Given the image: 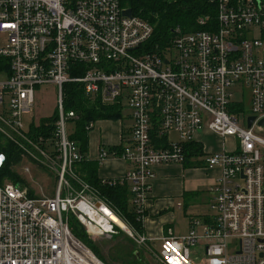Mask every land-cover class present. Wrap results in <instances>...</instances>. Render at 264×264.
I'll return each instance as SVG.
<instances>
[{"label":"built area","instance_id":"1","mask_svg":"<svg viewBox=\"0 0 264 264\" xmlns=\"http://www.w3.org/2000/svg\"><path fill=\"white\" fill-rule=\"evenodd\" d=\"M132 1L0 0V172L5 142L25 149L24 141L47 162L32 153L23 158L57 175L51 197L0 184V264H106L73 234L72 218L94 239L124 233L146 252L153 248L77 173L85 157L72 138L79 115L66 109L67 84L130 111L123 149L99 154L101 162L112 154L130 168L101 183L128 184L140 215L155 168L186 164L187 144H199L205 167L221 171L209 189V213L193 219L186 235L168 230L156 263L264 264V0H211L215 16L198 20L206 29L173 28L163 46L152 43L155 27ZM50 84L58 89V114L41 147L23 131V117L36 88ZM247 102L243 127L238 115ZM203 133L219 137L223 148L207 153Z\"/></svg>","mask_w":264,"mask_h":264},{"label":"trees","instance_id":"2","mask_svg":"<svg viewBox=\"0 0 264 264\" xmlns=\"http://www.w3.org/2000/svg\"><path fill=\"white\" fill-rule=\"evenodd\" d=\"M132 5L138 15L145 17V19L149 20L154 25L155 32L151 41L152 43H157L159 46L167 44L173 28L180 27L184 32L206 29V26H199L198 20L201 17L209 15L215 16L216 9L215 3L211 0H135L132 1ZM65 94L66 109L74 110L79 115V119L74 120L76 131L72 138L82 145L81 151L85 157V153L88 151L89 132L91 131L87 130V124L98 120H118L121 117V107L118 105H103L98 98L86 95L83 91V87L79 84H67ZM57 114L58 113H56L54 118L43 121L39 126L35 127L31 134L37 138L42 136L46 138L51 137L55 129ZM11 146L12 145H9L1 149L9 158L0 172V179H10L17 182L11 174L10 169L12 164L21 160V155L18 150H14ZM122 149L123 146L119 145L114 147L111 151H117L119 153ZM186 152L188 157L187 162H190V158L192 157L198 159L201 155V148L197 143H190L186 145ZM98 168L99 165L96 161H88L85 158L78 165L76 171L109 202L127 224L137 231H142L143 216L136 212L134 206L129 203L128 184H118L115 186L110 184L103 185L101 183L102 179L98 177ZM30 196L34 197L31 195V192ZM70 227L78 239H80L79 237H87L84 229L73 218L70 220ZM81 229L84 232L81 231ZM91 250L102 260L98 251L94 249ZM123 255L124 257L126 256V251L123 252Z\"/></svg>","mask_w":264,"mask_h":264},{"label":"crops","instance_id":"3","mask_svg":"<svg viewBox=\"0 0 264 264\" xmlns=\"http://www.w3.org/2000/svg\"><path fill=\"white\" fill-rule=\"evenodd\" d=\"M125 109L121 108V117L118 120H98L95 128L89 132L88 151L85 153V158L98 163L99 179L121 178L130 168L124 160L112 154L102 162L99 159L102 149L112 152L114 147L123 146L128 140L132 120L128 109L126 110L129 114L124 115ZM215 138L221 150L223 140L217 136ZM228 141L231 142V139ZM155 171L156 179L144 204L142 231L133 229L146 235L151 240V246L156 244L161 246L168 230H172L176 236H181L176 233L177 210L184 211L185 218L189 221V229L193 219L205 217L208 214L212 200L209 189L221 175V171L219 168L205 167L203 158L200 156L198 159L190 158V162L184 165H160L155 168ZM127 189L131 205L130 187L128 186ZM204 205H208V210L200 213L197 208H202ZM187 209L193 212H187Z\"/></svg>","mask_w":264,"mask_h":264},{"label":"rangeland","instance_id":"4","mask_svg":"<svg viewBox=\"0 0 264 264\" xmlns=\"http://www.w3.org/2000/svg\"><path fill=\"white\" fill-rule=\"evenodd\" d=\"M0 78H4V77L1 76ZM57 95H58L57 86L53 84L42 85L36 88L34 107L31 110V112H29L27 115H24L23 117V124H24L23 131L26 134L28 135L31 134L33 129L39 126L43 121H48L55 117L58 108ZM125 111L126 112L124 113V115L127 116L129 113L127 112L126 109ZM248 114H249V105L247 102L246 104H244L243 111L238 115L241 121V125L243 127L246 126L244 118ZM258 135L264 139V133L258 132ZM31 137L33 141L36 142V144H40L41 147L42 146L44 147V144L46 143V137L43 140H41L39 137L38 138L35 137L33 134H31ZM199 138L202 141V143L205 145L206 152L210 153V152H217L220 150V144L216 140L214 134L203 133V135H201ZM9 145L11 144L5 142V146H9ZM20 145H23L25 149L20 148L19 145H15V144L11 146L12 148H14V150L16 151L18 150L19 154L21 155V160L12 164V167L10 169L11 174L13 175L15 180H17V182H20L23 186H26L29 189L32 196L34 197L53 196L57 186L56 173L51 171L45 165H38L37 163L35 164L34 162L30 161L29 159L23 158L24 155L30 157L29 153H32L35 156H37L40 160H42V162H47V160L42 158L39 152L27 142L20 141ZM228 146L229 148L233 149L234 148L233 141L230 142ZM48 151L50 154H52L53 148L49 147ZM27 170H29V172H27ZM5 180L0 179V184L2 182L17 183L14 180H10V179H5ZM197 209H199L200 213L203 210L207 211L208 205H204L202 208L199 207ZM187 212H193V211L187 209ZM176 224H177L176 233L178 235H186L187 233H189L190 230L189 221L188 219L185 218L184 211L182 212L179 210L176 211ZM72 228H73V224H72ZM81 231L83 230L81 229ZM87 237L86 238L79 237V238L88 247L98 251L101 255L102 260L105 261L107 264H135V263L158 264L155 261V254L160 250L159 244L154 245L153 248H151L150 252H146L143 251V249L137 247L135 243L131 240V238H129L124 233L116 234L113 236L112 239H106V238L94 239L88 235ZM124 251H126L125 257L123 255Z\"/></svg>","mask_w":264,"mask_h":264},{"label":"water","instance_id":"5","mask_svg":"<svg viewBox=\"0 0 264 264\" xmlns=\"http://www.w3.org/2000/svg\"><path fill=\"white\" fill-rule=\"evenodd\" d=\"M124 14H125V16H131L132 11H131V10L125 11ZM254 120H255L254 117H251V118L249 119L248 124H247L248 128H251V127H252ZM260 124L264 126V120H262V121L260 122Z\"/></svg>","mask_w":264,"mask_h":264},{"label":"bare ground","instance_id":"6","mask_svg":"<svg viewBox=\"0 0 264 264\" xmlns=\"http://www.w3.org/2000/svg\"><path fill=\"white\" fill-rule=\"evenodd\" d=\"M117 220V219H116ZM118 221V220H117ZM119 222V221H118ZM120 224L124 227V224H122L121 222H120Z\"/></svg>","mask_w":264,"mask_h":264}]
</instances>
